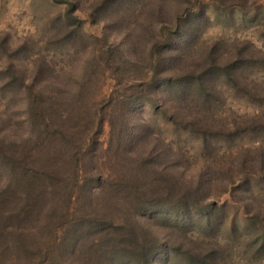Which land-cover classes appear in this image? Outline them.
Segmentation results:
<instances>
[{"label": "rangeland", "instance_id": "374dc122", "mask_svg": "<svg viewBox=\"0 0 264 264\" xmlns=\"http://www.w3.org/2000/svg\"><path fill=\"white\" fill-rule=\"evenodd\" d=\"M166 76L176 83L150 87ZM141 96L161 106L131 101ZM38 99L94 136L81 160L87 184L57 234L61 192L37 201L52 217L26 243L35 251L56 237L54 254L35 262L22 248L0 264H95L90 227L135 221L141 235L183 251H160L152 264H264V0H0V136L30 167L40 143L27 119ZM53 151L62 169L65 142ZM133 183L135 193L123 187ZM184 194L220 209L209 225L170 207ZM142 202L160 207L144 213Z\"/></svg>", "mask_w": 264, "mask_h": 264}, {"label": "trees", "instance_id": "16d2710c", "mask_svg": "<svg viewBox=\"0 0 264 264\" xmlns=\"http://www.w3.org/2000/svg\"><path fill=\"white\" fill-rule=\"evenodd\" d=\"M227 75L231 76L229 72H227ZM168 81L176 83L177 80L170 79L166 76L159 80L151 79L148 83H150V87L153 89L160 90V88L163 89L166 87L165 85ZM164 91H166V89ZM37 94L40 96V92ZM57 96L58 93L55 92V97L57 98ZM131 101L136 104L144 101L147 105H153L156 107L161 106L157 103L155 96H141L136 102L134 100ZM30 103H32V112L27 119V123L32 129L31 132H36L38 134L35 141L40 143V148H37V145L34 144L35 149L32 151V156L35 158L34 161L36 162L35 167H30L25 159L20 158L19 151L13 149L11 145L12 143L8 144L6 140L0 136V258L5 257L2 255L8 252L11 253L13 257L17 258L22 248H26V250L29 251V254H33L34 261L36 262L35 256H37L39 260H45L51 251L54 254L51 247L57 245L56 237L55 240L53 237L54 242L50 245L51 241L49 240H52L49 239L50 235L44 236L45 238H42L41 242L39 239L36 241L40 243V246L38 245L39 248L41 247V243L43 246V243L45 242L46 244L44 243L45 245L43 246L44 249L37 248L33 251L30 244L27 245L33 237L32 233H34V228H37L34 225L39 222L43 225L46 220L49 221L52 217V215H49L46 219L48 212L46 210L48 206H44L40 211H37V201L43 197H47V195H55L54 192L56 190L61 192L60 198H58L57 201H60V204H58V210L63 212L58 220H56L57 224L50 228L49 231H52L53 228L56 229V234L59 233L60 230L62 231V229L66 227V223L70 221L74 198L78 190L83 189L87 184L83 182L84 175L81 173L83 172V164L81 160H84L85 156H87L88 150H91L90 148L94 145V136L91 137L90 134L88 135L89 137L79 136L78 132L80 130L78 125L80 122L75 121L76 118H79L72 115L69 107L67 108L69 112L64 114L65 111H61L59 108L55 107V102H50L49 105L51 106L52 111L49 112H46L48 106L45 107L44 102L39 101V99L35 102L38 103L35 107L33 106L34 100ZM51 108L48 109L50 110ZM162 110H165L166 114V108H163ZM167 117L171 123L180 125L181 128L185 130L190 129L194 132L198 130L194 122L191 120H188L187 122L179 121L174 115L169 116V113ZM101 120L102 118L100 117L99 122L97 123L100 126L102 123ZM221 132L222 131L218 133L212 132V134L213 136H216V134L217 136H220ZM61 140L65 142L66 149H68V155L64 157V164L66 165L64 166L65 168L63 167L62 169V163L58 164L56 159L52 161L49 159L52 157V153L54 157H56V152H54L55 150L53 151V146ZM15 146L18 147V145ZM60 161L62 162V160ZM92 179L93 178H91V180ZM93 187V190L100 189L102 185L98 184ZM119 187L122 186L119 185ZM123 187L125 189L127 187H135L133 189H136L134 183ZM124 188L119 190L123 191ZM133 189L132 192L135 193L137 189L134 191ZM91 190L92 186L90 188V193L93 191ZM195 195L196 193L193 197ZM189 196L188 194H186V196L185 194L181 195L177 202H172L174 204H170V207H175L177 210L182 208V213L184 212L190 216L196 214V216L199 217V220L205 219L206 224L209 225L211 222L210 215L212 216L214 213H218L220 209L214 207V211L212 212L209 206H202L199 202H189ZM21 198L24 202H21ZM144 203L145 202H142L140 204L142 205L140 211H143L144 213L145 211L153 212L160 207L158 205L149 206L147 205L148 202H146V204ZM189 203L190 206L186 208L185 206L189 205ZM136 210L138 211L139 209L136 208ZM137 214H141V212H137ZM25 219L27 220V223L22 226L21 222ZM137 225L138 224L135 221L134 224L122 225L121 223H114L106 226L104 223H101L90 227V230H96L99 235L97 245L95 244V253L99 258L95 264H112L111 261L113 260L115 263L127 261L130 264H152L156 253L160 251H168V249L169 254L172 256L183 255V251L181 252L178 248H168L167 244L157 237H150L143 231L144 234L142 233L141 235L137 230ZM47 231L48 230H46V232ZM48 246L51 247L48 248ZM206 261L204 260L202 263L214 264ZM196 262L197 261L194 262L193 260H188V264H195ZM78 263L83 264L81 261Z\"/></svg>", "mask_w": 264, "mask_h": 264}]
</instances>
